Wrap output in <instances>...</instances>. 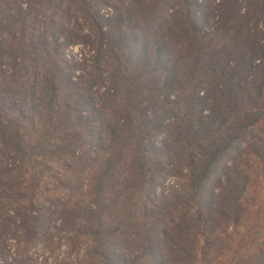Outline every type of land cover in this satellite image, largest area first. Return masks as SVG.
I'll list each match as a JSON object with an SVG mask.
<instances>
[{"label":"trees","instance_id":"1","mask_svg":"<svg viewBox=\"0 0 264 264\" xmlns=\"http://www.w3.org/2000/svg\"><path fill=\"white\" fill-rule=\"evenodd\" d=\"M82 43L89 65L70 75L64 51ZM0 75V134L20 164L0 183L1 234L22 171L49 170L60 199L24 221L91 205L78 264H209L243 214L240 143L264 110V0H0ZM177 176L185 185L157 194ZM239 264H264V245Z\"/></svg>","mask_w":264,"mask_h":264},{"label":"rangeland","instance_id":"2","mask_svg":"<svg viewBox=\"0 0 264 264\" xmlns=\"http://www.w3.org/2000/svg\"><path fill=\"white\" fill-rule=\"evenodd\" d=\"M202 23L203 21L198 19V25ZM213 25L215 24L210 21L204 26L211 29ZM91 53L92 47L85 43L66 47L63 56L68 63L70 75H85L83 70L89 65L87 60L90 59ZM2 68L10 67L2 64ZM9 76L0 75V85L9 81ZM262 113V118L249 129L240 143L242 156L239 162L248 177L240 201L242 217L220 233L222 246L220 248V245H217L218 248L210 252L209 264H239V261L247 256L258 254L264 245V159L254 155L248 146L250 142L257 141V148L264 155V145L260 143L261 140L264 141V110ZM24 127L28 134L32 132L29 126ZM7 140L0 134V183H4L3 179L7 178L8 172L20 167ZM22 174L19 192L14 198L5 200L7 205L4 206L2 215L3 232L0 233V264H78L88 250L87 239L81 236L83 229L79 226L90 217L86 212L91 205L87 207L82 204L74 210L70 206L66 209L69 214L63 217L54 216L43 226L29 229L28 222L24 220L28 214L35 215L37 212L33 205L42 204L52 196L58 199L60 197L51 192L57 189V186L53 180L54 174L49 170L40 172L28 169L22 171ZM180 185H185L183 177L168 178L157 194H170ZM62 200L63 198L60 201ZM61 203L65 208L64 201ZM127 212H123L121 206L118 212L111 214L114 216L115 213L117 217ZM70 220L73 222L69 223ZM79 230L81 232H77ZM94 244L96 243L93 242L92 246H95ZM97 260L98 255L93 264H97Z\"/></svg>","mask_w":264,"mask_h":264}]
</instances>
